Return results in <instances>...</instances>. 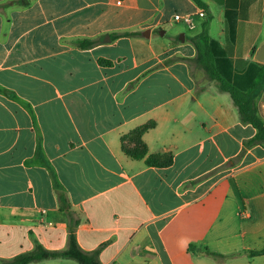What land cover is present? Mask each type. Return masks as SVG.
I'll use <instances>...</instances> for the list:
<instances>
[{
    "label": "crops",
    "instance_id": "1",
    "mask_svg": "<svg viewBox=\"0 0 264 264\" xmlns=\"http://www.w3.org/2000/svg\"><path fill=\"white\" fill-rule=\"evenodd\" d=\"M11 1L0 0V264L63 251L72 232L100 264H264L249 255L264 247V145L248 144L257 130L192 42L206 30L211 69L252 91L264 121V0ZM200 9L192 29L176 21ZM151 122L157 166L122 146Z\"/></svg>",
    "mask_w": 264,
    "mask_h": 264
},
{
    "label": "trees",
    "instance_id": "2",
    "mask_svg": "<svg viewBox=\"0 0 264 264\" xmlns=\"http://www.w3.org/2000/svg\"><path fill=\"white\" fill-rule=\"evenodd\" d=\"M34 0H12V4H16L17 8H25L32 4ZM200 7L205 8L204 3L201 0H193ZM0 8H3V4H0ZM131 33H125L124 35H130ZM193 44L197 49V57L196 61L202 65H204L206 71L212 78H215L221 82V89L223 91L229 92L232 99L234 100L236 106L239 109V113L241 119L244 123L251 124L256 130L257 135L248 142L249 145L253 146L255 144L264 145V121L261 118L258 107L256 104L255 96L252 95V91L249 93H243L238 89L234 88L230 85L227 79L222 78L217 73H215L211 66L213 65L214 57L211 54V47L214 43L204 30L200 35L196 36L192 39ZM93 46L92 41H85L81 44V47H91ZM261 79H259L254 85L253 89L256 88ZM155 127V123L151 122L144 126H141L128 135H125L122 138V146L125 153L131 156L134 159L145 160L146 164L149 166H157L161 165L159 162L158 155H149L147 146L143 141V136ZM173 161V157L170 155L167 157L164 165H169ZM60 200L62 203V208L68 209L69 206H65V198L64 196H60ZM207 254L215 257V258H226V256L218 255L216 253L210 252L208 250L205 251ZM249 255L256 256H264V247L259 250H254L249 252ZM51 258H63V259H72L78 262L79 264H100L97 259V255L95 253H86L83 251L76 239L75 234L72 232L70 234V243L69 247L63 251H48L43 247H38L35 251L27 254L20 255L10 261L8 264H30L32 262H38Z\"/></svg>",
    "mask_w": 264,
    "mask_h": 264
},
{
    "label": "built area",
    "instance_id": "3",
    "mask_svg": "<svg viewBox=\"0 0 264 264\" xmlns=\"http://www.w3.org/2000/svg\"><path fill=\"white\" fill-rule=\"evenodd\" d=\"M199 18H205L207 16L206 11L204 9H200L196 15H187V16H183V17H177L176 21L177 22H183L186 25H188L189 28H193L195 25V18L196 17Z\"/></svg>",
    "mask_w": 264,
    "mask_h": 264
},
{
    "label": "rangeland",
    "instance_id": "4",
    "mask_svg": "<svg viewBox=\"0 0 264 264\" xmlns=\"http://www.w3.org/2000/svg\"><path fill=\"white\" fill-rule=\"evenodd\" d=\"M52 261V260H51ZM46 262V261H42V262H38V263H33V264H55L54 262ZM72 262H60V264H71Z\"/></svg>",
    "mask_w": 264,
    "mask_h": 264
},
{
    "label": "water",
    "instance_id": "5",
    "mask_svg": "<svg viewBox=\"0 0 264 264\" xmlns=\"http://www.w3.org/2000/svg\"><path fill=\"white\" fill-rule=\"evenodd\" d=\"M259 60L261 62H264V46L262 47V49L259 52Z\"/></svg>",
    "mask_w": 264,
    "mask_h": 264
}]
</instances>
